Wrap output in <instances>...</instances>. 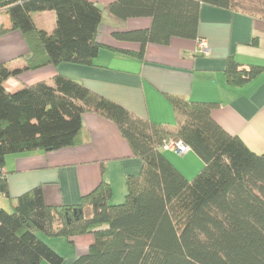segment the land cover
Masks as SVG:
<instances>
[{"label": "trees", "instance_id": "1", "mask_svg": "<svg viewBox=\"0 0 264 264\" xmlns=\"http://www.w3.org/2000/svg\"><path fill=\"white\" fill-rule=\"evenodd\" d=\"M201 4L235 10L237 3L113 0L108 11L118 20H151L147 30L113 36L139 44V58L147 44L194 40ZM48 11L55 13L51 33L37 30L32 20V14ZM0 13L8 16L9 31H18L28 45L27 70L61 63L90 66L101 48L96 40L101 11L88 0H0ZM225 73L231 85L243 86L264 74V66L246 70L229 58ZM16 75L0 65V175L6 174L9 155L76 146L82 115L88 112L118 127L142 167L138 177L126 179L120 204L109 203L112 190L103 183L73 206H49L36 188L16 198L10 211L0 208V264H63L39 234L92 235L87 253L71 264H264V154H253L217 125L211 105L171 98L179 125L170 130L61 75L53 86L41 82L10 93L4 84ZM169 138L202 161L192 180L161 151ZM0 194L10 199L6 176L0 179Z\"/></svg>", "mask_w": 264, "mask_h": 264}, {"label": "crops", "instance_id": "2", "mask_svg": "<svg viewBox=\"0 0 264 264\" xmlns=\"http://www.w3.org/2000/svg\"><path fill=\"white\" fill-rule=\"evenodd\" d=\"M88 1L101 11L96 36L101 48L90 66L61 63L27 70L28 45L18 31H9L8 16L0 13V65L17 73L4 84L8 92L41 82L53 86L55 76L61 75L133 116L170 130L179 125L171 98L209 104L217 125L239 138L253 154H264V74L243 86H233L225 73L229 58L246 70L264 66V19L201 4L196 39L147 44L139 58V44L119 41L113 34L147 30L151 20L120 21L108 11L113 0ZM32 20L37 30H54V12L34 13ZM200 41L207 46L205 53ZM78 142L57 151L7 156L3 171L10 199L0 194V208L10 211L16 198L36 188L42 190L45 204L56 207L79 204L103 183L112 190L111 200L124 197L126 179L138 177L142 164L118 127L98 114L84 113ZM164 155L187 180L203 166L192 151L184 156ZM39 238L63 258V264L86 254L93 243L90 234L70 238L39 234Z\"/></svg>", "mask_w": 264, "mask_h": 264}, {"label": "rangeland", "instance_id": "3", "mask_svg": "<svg viewBox=\"0 0 264 264\" xmlns=\"http://www.w3.org/2000/svg\"><path fill=\"white\" fill-rule=\"evenodd\" d=\"M236 5H235V10L236 11H241L245 13H249L255 16L260 17V11L263 9V4L264 0H235ZM122 197L121 199H112L110 204H120L124 201Z\"/></svg>", "mask_w": 264, "mask_h": 264}, {"label": "built area", "instance_id": "4", "mask_svg": "<svg viewBox=\"0 0 264 264\" xmlns=\"http://www.w3.org/2000/svg\"><path fill=\"white\" fill-rule=\"evenodd\" d=\"M199 47L202 51V53H205L207 51L206 49V44L203 41L199 42ZM161 151L166 153V152H172L175 153L176 155L179 156H184L186 155L188 152H190V148L185 145L184 143H182L181 141H175L172 138L167 139L162 147H161ZM5 175L2 173V175H0V179L4 178Z\"/></svg>", "mask_w": 264, "mask_h": 264}]
</instances>
